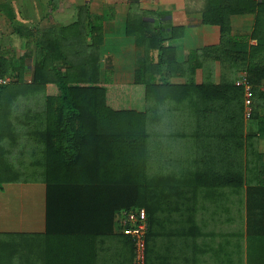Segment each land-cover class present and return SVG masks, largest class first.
Returning a JSON list of instances; mask_svg holds the SVG:
<instances>
[{"label":"trees","instance_id":"1","mask_svg":"<svg viewBox=\"0 0 264 264\" xmlns=\"http://www.w3.org/2000/svg\"><path fill=\"white\" fill-rule=\"evenodd\" d=\"M138 11L136 5L129 14L127 34L144 38L145 54L132 84L102 81L101 24L90 19L87 43H76L74 56L60 43H42L32 83L22 84L19 74L20 85L0 88V106L6 89H13L10 103L26 92L44 95V108L24 115L21 132L0 123V136L27 138L20 169L0 154V190L6 183L38 184L46 195L45 233L0 234V264H137L136 242L121 223L140 209L146 212L145 264H179L192 237L207 231L222 238L221 253L223 238L242 232L241 212L228 203L245 184L264 187V153L246 129L247 122H264V3L210 2L204 22L220 27L221 43L192 51L185 61ZM242 14L256 16L253 30L233 35L231 19ZM210 62L220 64L219 83ZM199 70L209 74L198 84ZM0 71L8 73L4 65ZM228 71L248 76L250 118L244 88ZM180 78L184 83H173ZM185 113L192 118L179 122ZM1 114L0 122L16 120L11 111ZM183 137L190 141L177 154L170 140Z\"/></svg>","mask_w":264,"mask_h":264},{"label":"crops","instance_id":"2","mask_svg":"<svg viewBox=\"0 0 264 264\" xmlns=\"http://www.w3.org/2000/svg\"><path fill=\"white\" fill-rule=\"evenodd\" d=\"M217 0H0V66L7 70L6 77L11 81L8 86L19 82L31 84L34 78V69L40 61L42 53L40 44L60 43L66 53L74 56L76 43H87L90 19L95 25L101 24L103 44L99 51L101 63V78L103 82L127 85L135 81V74L143 56L144 38L127 34L129 14L137 5L141 21L148 23L149 30L162 36L169 47L177 50L181 61H185L192 51L215 47L221 43V29L219 26L204 22V10L210 2ZM264 3V0H255ZM134 5V6H133ZM89 16V17H88ZM91 17V18H90ZM93 22V21H92ZM256 22L254 14H242L231 19L233 35H249ZM91 43V39L88 40ZM251 45L257 42L252 40ZM44 45V46H45ZM157 54H155V57ZM60 62V61H59ZM58 62V63H59ZM57 63V64H58ZM211 63V62H210ZM61 65L62 64H58ZM17 66L19 68H17ZM60 66V67H61ZM212 79L219 83L222 70L219 62L211 63ZM20 71H18V70ZM21 72V73H20ZM228 71L229 77L238 80L241 74ZM209 73L197 71L198 84L204 82ZM177 80V79H176ZM177 83H184L180 78ZM6 85V87H7ZM20 85V84H17ZM13 89H6L5 101L0 106L2 112L14 111L15 106L8 99ZM1 94V92H0ZM8 94V95H7ZM25 94V93H24ZM19 96L21 99L25 95ZM3 95V96H4ZM1 96V95H0ZM39 97V98H38ZM24 110L37 111L43 109L41 94L25 98ZM260 115L264 117V100H260ZM18 106L16 111L19 112ZM24 113V112H23ZM14 116V114H13ZM5 117V116H3ZM16 120L9 118L1 121L8 125L13 124L17 133L21 132L17 126H23L25 116ZM6 118V117H5ZM247 131L255 134V147L259 153H264V122H247ZM27 138L22 135H1L0 154L9 158L13 154L21 159L26 154ZM196 141V156H201V143ZM187 144V143H186ZM20 165L17 164L16 167ZM20 169V167H19ZM260 189V190H259ZM24 190L29 195L23 193ZM22 195V196H20ZM25 197H24V196ZM229 202L232 209L239 208L242 219L239 223L242 229L240 235L223 238L227 245L220 253L222 238L207 231L197 234L192 246L181 252L179 264H221L219 256H225V264H264V187L245 184L240 197ZM23 197V199H21ZM241 200L239 204V199ZM46 195L45 186L38 184L6 183L0 190V234L37 235L46 230ZM211 217L213 218V214ZM203 220H206L204 218ZM211 225V224H210ZM236 226V225H235ZM215 241V242H214Z\"/></svg>","mask_w":264,"mask_h":264},{"label":"built area","instance_id":"3","mask_svg":"<svg viewBox=\"0 0 264 264\" xmlns=\"http://www.w3.org/2000/svg\"><path fill=\"white\" fill-rule=\"evenodd\" d=\"M10 81L11 79L2 75L0 71V88L9 84ZM237 84L244 88L245 116L246 118H250L253 113L251 98L252 87L248 83V76L245 72L241 74L240 78L237 80ZM260 90L264 92V85L261 86ZM121 226L125 227L123 230L124 234L133 237L136 242V263L145 264V234L147 231L145 210L140 209L137 212L126 213L125 218L122 219Z\"/></svg>","mask_w":264,"mask_h":264},{"label":"rangeland","instance_id":"4","mask_svg":"<svg viewBox=\"0 0 264 264\" xmlns=\"http://www.w3.org/2000/svg\"><path fill=\"white\" fill-rule=\"evenodd\" d=\"M205 81V80H204ZM178 81L176 80V79H173V83H177ZM27 93V92H26ZM25 93V94H26ZM25 98H27V96H25ZM25 98H23V99H25ZM41 98L43 99L44 98V95L43 94H41ZM23 99H21L20 97H18V99H15V101H13V105L15 106V108L13 109L14 111L12 112L11 111V113L12 114H14V117L16 118V114L17 115H19V119H20V117H23V115H25L26 113H28V110L26 111V110H24L23 112H22V110L25 108L26 109V106H25V102H26V100H23ZM18 106V109L17 110H19V112L18 111H16V107ZM43 108H44V100H43ZM41 108V106L39 107V109ZM38 109V105H37V110H39ZM32 111L34 112L35 110H34V108H32ZM185 118L184 119H182V118H180V120H179V122H181V120H184V121H189V119H191L192 118V116H190L188 113H185ZM181 126V124L179 125V127ZM17 128L19 129V130H24V128H23V126H17ZM180 129V128H179ZM171 131H173V129L171 128L170 129V132ZM190 141V137L188 138H179V140H173V139H171L170 140V142L171 143H176V146H178V152H176L177 154L180 152V150L183 148V144H186V143H188ZM28 149V148H27ZM26 158L27 157H25L24 158V160H26ZM9 161L11 160L12 161V163L13 162H15V164H17L18 163V159H19V157L18 156H16V154H13L12 156H10L9 158ZM23 193L24 194H26V196L27 195H29V192L27 191V190H24L23 191ZM20 196H22V195H20ZM24 196V195H23ZM25 197V196H24ZM21 199H23V197L21 198ZM17 235V234H16ZM222 237V236H221ZM218 259L220 260V261H222V263L221 264H225L224 263V261H227V259H226V257L223 255V256H219L218 257Z\"/></svg>","mask_w":264,"mask_h":264}]
</instances>
